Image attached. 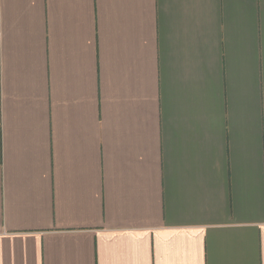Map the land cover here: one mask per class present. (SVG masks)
<instances>
[{"label": "crops", "instance_id": "crops-1", "mask_svg": "<svg viewBox=\"0 0 264 264\" xmlns=\"http://www.w3.org/2000/svg\"><path fill=\"white\" fill-rule=\"evenodd\" d=\"M0 264H264V0H0Z\"/></svg>", "mask_w": 264, "mask_h": 264}]
</instances>
